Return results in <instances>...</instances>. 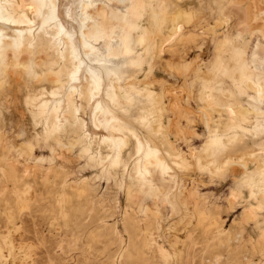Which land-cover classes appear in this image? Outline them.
Here are the masks:
<instances>
[{
    "label": "rangeland",
    "instance_id": "374dc122",
    "mask_svg": "<svg viewBox=\"0 0 264 264\" xmlns=\"http://www.w3.org/2000/svg\"><path fill=\"white\" fill-rule=\"evenodd\" d=\"M33 1L42 0H0V21L11 23L0 25V42L3 36L20 42L30 34L33 43L43 31L63 56L60 33L48 29L37 9L31 15L22 9V3L35 6ZM45 1L59 6L78 49H72L74 63L63 86H44L34 82L32 75L24 78V73L21 77L14 74L17 78H8L5 81L10 82L1 86L0 131L11 149L17 177L13 180L5 170L6 150L0 148V264H264L263 246L257 244L264 242L259 238L264 230L263 214L250 204L252 181L243 179L241 166L242 155L251 161L253 150H264V99L254 96L248 85L240 93L251 120L250 129L241 133L209 130L201 119H217L220 112L211 107L226 108L231 101L215 90L222 77L224 88L233 86L216 69L224 51L210 34L224 31L220 27L215 33L211 27L223 16L217 8L218 4L225 6V1L216 0L214 5L210 0H197L191 5L196 17L191 28L201 34L199 38L186 45L176 43L169 50L160 41H166L163 33L145 65L132 64L121 44L122 19L131 14L132 0H92L86 10L85 0ZM252 1L235 2L237 12L228 18L226 28L233 33L242 25L241 31L244 22L237 21L250 20L254 30L243 32L245 58L264 77V37L255 30L263 24L264 13L255 18L258 9ZM245 10L254 18L248 19ZM141 23H147L145 17ZM223 33L217 35L218 40ZM182 62L190 63L185 71L177 68ZM204 84L211 86L204 88ZM117 85L131 89L135 100L146 106L151 125L140 123L143 110L130 105ZM85 87L92 88L85 114L88 136L71 154L66 147L59 150L55 139L71 142L67 134L55 135L59 130L48 126L47 112L39 108L65 104L68 94L79 101ZM120 123L134 128L144 147L150 139L162 161L158 158L142 169L143 151L130 158L134 150L123 149L124 153L109 144L107 137L128 139L115 129ZM229 133L235 136L230 142L226 139ZM117 155L127 162L117 160ZM191 188L201 207L210 209L205 219L193 212ZM131 194L143 204L140 210L132 212L129 207Z\"/></svg>",
    "mask_w": 264,
    "mask_h": 264
},
{
    "label": "bare ground",
    "instance_id": "6f19581e",
    "mask_svg": "<svg viewBox=\"0 0 264 264\" xmlns=\"http://www.w3.org/2000/svg\"><path fill=\"white\" fill-rule=\"evenodd\" d=\"M215 1L216 0H210V2L214 3V5L216 3ZM224 1H225V3H224L225 6L218 4V8H217V10L219 11L218 14H220V15H222V13H224V14H223V16H219V19H217V25L214 28L211 27L215 31V33L220 31V27L223 28L224 33L220 32V33L224 34L223 39L221 41L218 40L219 37L217 35L218 34L220 35V33H217V35H216V34L211 32L210 34L212 36L215 35L214 36L216 38L215 43H216V46L218 47V49H220V50L222 49L224 51L223 56L222 57L220 56L221 58L217 62L216 69L220 70L222 72L223 76L228 77L231 80L232 86H233L232 88H229V87L224 88L222 86V82L224 81L223 77H222L218 81V84L215 85V90L226 95L229 99H231V101L226 108H222L221 106H219V107L208 106V107H211L212 109H217L220 112L219 117L217 119L213 118L211 120L207 115H206L207 117H205L204 116L205 114L203 115L205 118L201 117V119H203L207 129H209V130L222 129L223 131L229 132L231 129H234L237 132L241 133V132H244L245 130L250 129L251 120H250V116H249L250 108L247 107L243 103V100L245 98H243V96L240 93L245 92L246 91L245 86L248 85L254 89V92H255L254 96L256 94L258 98L264 99V77H262L260 75L261 73L259 72V70L257 71V69L255 70L251 65H249V63L247 62V60L245 58L246 53H247V43L245 41L243 34L247 33L249 30H251V31L254 30L253 28H251L252 24H251L250 20H248L247 22L244 19H242L243 21L241 19H240V21L238 20L237 23L239 22V24L244 22L243 23L244 30L243 29L241 31L239 30V28L242 26L241 25L236 30V32L230 33L229 31L231 29L228 31V28H226V27L229 25L228 21L231 20L230 17H232V15L236 14V12H237V11L235 12V10H234L235 9L234 5H236L235 2L238 0H224ZM83 2H84V6H83L84 10H86L87 5H89L90 3H93L92 0H85ZM195 2H197V0H132V2H131V14H129V12H128L129 15L124 16L122 19V35H121L122 48H123L124 53L126 54V57L129 59V61L132 64L145 65L147 58L151 54H153V52H154L155 43L157 46V39L162 38L165 35L167 38H166V41H164V42H166V43L163 42L164 39L160 40V41L164 44L163 46L169 50H172V47L176 43L186 45L188 41L196 40L197 37L199 38V36L201 34L198 36L197 31L196 30L193 31L191 28V25L196 18L195 12L192 10L193 8H191V5H193ZM252 2H254V0ZM33 3L35 4V6L33 4L22 3V5H23L22 9L26 10L27 15H31L37 9L39 17L41 18V21L42 22L44 21L46 23L48 29L52 33H56L57 31L60 33L61 38L63 39V45H64L63 46V52H64L63 56H62V53L60 51H57V48H54L56 46L51 43L50 37L48 35H45V33L43 31L38 33V35L36 36V39L33 43L31 42L32 36L30 34H26V35L22 36L20 42L15 41L12 37H7V36L1 37V42H0V89H2L1 86H3L4 82L7 83V81L10 82V80H11L10 79V80L5 81L6 79L11 78V77L17 78V76H15L14 74L19 75V77H21V74H23V73H24L23 75H25L24 78H26V76L28 78V77H30V75H32L34 78H36V79L33 78V80H35L34 82H36V80H37V82L38 81L42 82L41 84L44 86L46 83H49V84H51L50 86H52V84H55L59 87L60 85L63 86L66 82H68L69 74L71 72V69H72V66L74 63L73 58H72V49H73V47L74 48L76 47L78 49V47L74 44V41L72 39V34L69 31V29L67 28V26L64 22V18L61 16L59 6L56 3L51 2L50 4H48L45 0H42L41 3L40 2H34V1H33ZM236 3H239V2H236ZM250 3H251V1H250ZM250 3H249V5H250ZM239 6L237 7L238 9H239ZM188 7H190V8H188ZM255 7H257V8H255V11L258 9V12L255 13V18H257V17H259L260 13H264V0H255ZM249 12H250V10H249ZM18 15H20V12H18ZM250 16L251 15L248 14V11H246V17L247 18L249 17L251 19V17H253V16H251V17ZM144 17L147 20L146 24L141 23V19H143ZM85 18H86V14L84 15V19ZM228 18H230V20H228ZM262 18L264 19V15H262ZM0 25H4L5 27H8V26H11V23L5 22L4 20L3 21L1 20ZM235 26H236V24H235ZM45 29H47V28L45 27ZM255 30L261 31L263 33V37H264V22L260 26V28H257ZM235 40H239V41L241 40L242 42L236 43ZM165 50L166 49H164V51ZM157 56H158V53H157ZM223 61H224V63H223ZM189 66H190L189 62H182L177 66V68L182 70V71H185L189 68ZM188 73H186V74H188ZM87 79H88V83H89V81H90L89 76ZM224 83H226V82H224ZM36 84H40V83H36ZM5 86H6V84H5ZM210 86L211 85L204 84V88L205 87L210 88ZM117 88L119 91L118 93L122 94L123 97L126 98L127 102L130 105L137 106V109L143 110L142 113L139 114L140 123L143 124L144 127H148L149 125H151L150 118L148 117V111H145L146 106L143 104L140 105L137 102V100H135V98L133 96V91L131 89H125L120 85H117ZM15 89H14V91H16ZM55 90H57V89H55ZM55 90L52 92L53 93L56 92ZM59 90H60V88H59ZM60 91H62V90H60ZM34 93L36 94V92H34ZM91 93H92V88L85 87L80 92L79 101H77L72 94H68L65 104H60V105L56 104V105H52V106H47L45 104L44 106L39 108V111L47 112V124H48V126L56 127L59 130V132L56 133L55 135H58V134L63 135V133H65V134H67V136H65V137L70 139L69 141H71V142H64L63 140H61V138L55 136L56 137L55 139L57 140L56 142L58 143V146H59V150H60V147H62V148L66 147L70 150L69 153L72 154V152H74V150L76 148V145H78L82 142H85L87 140L88 132H87V123H86L85 114L87 113L88 108L90 106ZM175 93H178V92H175ZM202 93H203V91H202ZM13 94H15V93H13ZM179 94H180V92H179ZM6 96H9V95L5 94V97ZM14 96H16V94ZM161 97H162V95H161ZM8 98H10V97H8ZM12 98H14V97H12ZM201 98H203V97H201ZM16 99H17V96H16ZM149 99L151 100V98H149ZM162 100H163V98H162ZM209 100H210L209 97L206 98L207 102H209ZM221 100H222V98H221ZM8 101H10V99H8ZM156 104L157 103H155L154 108L157 107ZM207 104H209V103H207ZM178 105H180V104H178ZM11 106H12V104H11ZM160 107L162 109H164V108H166V105L160 104ZM202 107H204V106H202ZM31 109H32V107H31ZM203 109H205V108H203ZM206 109H208L207 106H206ZM253 110H254V108H253ZM18 111L20 112V110H18ZM224 111H226V114L223 113ZM201 114H203V113H201ZM200 116H202V115H200ZM256 118H255V120H256ZM213 121H214V123H213ZM96 124L98 125L99 123L96 121ZM115 129L121 131L123 133L122 135H126L128 137V139L125 140V139H122L121 137H107L108 143L111 145L117 146L118 150L120 152L123 151L125 153L124 150H126V149L127 150H134V154L130 158L134 157L135 154H139V152L143 151L142 156H144V161L143 162L141 161V163L139 162L141 164L140 167L142 169H144V168L146 169L148 167V164L152 163V161H156L160 157L158 147L152 146V144L150 143V139H148V138L146 139V143L150 144V145L146 144L147 146L144 147L142 140L140 139V137L137 136L135 129L132 128L131 126L127 125L126 123H120L119 125L115 126ZM187 136H189V135H187ZM233 136L234 135L231 133L227 134L226 139L228 140V142H230L232 140V138L235 137V136L234 137ZM132 139H135L137 146H135V145L133 146V140ZM186 139H187V137H186ZM212 141H213V139H212ZM0 148H3V150H6V151H3L4 156L2 158L3 164L5 166H7V168L5 170L10 174V177H12L13 180H16L17 171L15 168V164H13L11 162L12 158H11V154H9L10 151L8 150L10 148H8L4 144V138H3V134L1 133V131H0ZM68 149H66V150H68ZM110 150H111V148H110ZM208 150H211V148H208L207 151ZM213 150L214 149L212 148L211 153L213 152ZM59 155H60V153H59ZM62 156H64V155H62ZM251 156H252L251 161H250V159H248V160H249V162H252L253 166L250 165L247 158H245L243 155L241 156V158L243 160L241 162V166H242V170H243V179L246 181H252L251 191H249L248 197L251 198L250 204L253 206L256 205V208L254 210H256V212L258 214H261V215L263 214L262 222L264 224V150L261 152H256L255 150H253L251 152ZM117 157H118L117 160L121 161L122 159H125V161L127 162V159L123 158V156L117 155ZM67 158H68V156H67ZM72 158L73 157H71V159ZM76 160H78V159H76ZM201 160H203V159H201ZM159 161H162V158H159ZM39 162H41V161H39ZM234 162H236V161H234ZM185 164H187V163H185ZM133 167H134V165L132 166V168ZM29 169H30V167H29ZM29 169L27 168L25 170L26 174H29V172H31ZM236 171H237V169H236ZM236 171H234V172H236ZM235 174L237 175L238 172ZM239 174H240V171H239ZM87 183H89V182H87V180H86V184ZM89 187L90 186H88V188ZM193 190L194 189H192V188L188 190L189 198L191 197L190 200L193 199L192 203H191L192 208H193V212L194 213L197 212L196 214H200V216L203 215L204 219H205V217H208L210 215V209L201 207V202L198 198H195ZM134 196H135V194H131V202L129 204V207L132 209V212H134L135 210L136 211L140 210V207L143 205V204L141 205L139 202H137L136 199L134 198ZM145 209H146V206H145ZM189 209H191V208H189ZM229 209H232V206H230ZM251 210H253V209H251ZM159 215H160V213H159ZM197 218H199V217L197 216ZM259 238L263 242L264 230L260 231V237ZM259 238L257 239V241L258 240L260 241ZM10 241H11V239H10ZM221 241H220V243H221ZM257 244H258V246L262 245L263 249H264V242L262 244H259V243H257ZM262 246H261V248H262Z\"/></svg>",
    "mask_w": 264,
    "mask_h": 264
}]
</instances>
